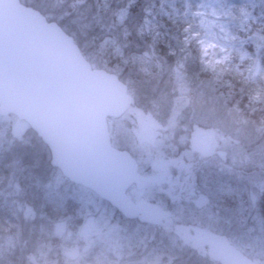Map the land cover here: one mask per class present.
I'll return each instance as SVG.
<instances>
[{"label":"rangeland","instance_id":"374dc122","mask_svg":"<svg viewBox=\"0 0 264 264\" xmlns=\"http://www.w3.org/2000/svg\"><path fill=\"white\" fill-rule=\"evenodd\" d=\"M39 4L47 9L44 15L50 20L63 19L87 56L95 57L87 45L90 40L86 45L80 40L85 36L87 22L81 25L75 18L77 12L68 13L70 6L63 8L54 0H40ZM61 9L64 16L54 11ZM75 23L81 26L74 27ZM211 29L214 33L210 34L212 40L210 36L208 40L214 43L226 31L215 25ZM218 34L220 39L215 37ZM258 40H261L260 50L264 47V38ZM216 43H210L211 51L204 54L209 58L206 65L216 60L223 49L222 39L220 44ZM153 58L151 53L144 57L143 63H138L143 71L158 68ZM257 58L250 71L253 76L260 73L264 76V66L260 57ZM160 67L163 69L166 65L163 63ZM167 70L161 81H158L159 75L148 78L131 70V79L127 82L132 87V105L108 124L112 144L129 151L148 179L144 189L131 188L129 195L136 200L151 199L162 208L170 207L171 219L157 228L138 221L112 220L113 211L105 208L91 191L69 182L50 164L48 148L26 122L13 115H0V159L7 168H12L3 185L4 194L2 189L0 194L16 222L9 233H0V239L4 240L0 254L6 255H0V264H55L56 259L49 260L48 252L56 246L63 253V264H75L94 245L98 248L97 261L91 264H220L209 259L202 246L194 252L197 257L190 259L187 251L191 244H186L174 230L180 224L198 233L228 240L248 260L264 264V221L256 209L258 194L264 190L261 180L264 122H251L236 107L227 104L212 81L194 80L192 85L186 83L178 68L170 66ZM214 153L221 159L228 157L229 163L225 167L220 163L218 169L212 166L207 173L217 170L222 177L228 174L233 181L232 187L227 188L231 202L224 203L215 194L211 195L210 190H216L214 185L209 187L201 181L200 186L192 188L195 180L186 182L188 174H193V166ZM24 165L45 196L52 202L57 201L64 212L67 204L74 203L76 207H71L73 210L66 216L53 213L43 218V209L41 212L33 208L18 184L17 174H22ZM229 165L230 172L226 168ZM185 187L192 190L186 192ZM73 216L79 223L70 222ZM45 223L59 239L57 244L41 241L36 236Z\"/></svg>","mask_w":264,"mask_h":264},{"label":"trees","instance_id":"16d2710c","mask_svg":"<svg viewBox=\"0 0 264 264\" xmlns=\"http://www.w3.org/2000/svg\"><path fill=\"white\" fill-rule=\"evenodd\" d=\"M21 1L25 5L39 10L42 14H44V10H47L40 6V0H32L29 3L25 0ZM54 1L63 8L70 6L67 9L68 13L73 10L77 12L78 15L75 18L82 22L81 25L87 22L85 36H82L80 40L85 45L88 43L87 40H90V44L87 45L95 56L93 59L87 56L85 50L66 28L64 20L56 21L74 38L84 57L94 67L104 68L116 74L120 80L126 83L129 93H131L132 87L127 80L131 79V70H136L140 75L148 78L153 77V74L154 77L159 75L158 81H161L163 76L167 75V69L174 66L184 74L186 83L192 84L194 80L198 83L212 81L216 90L224 96L227 104L236 107L251 122H264V76L261 73L253 76L250 71L258 56L264 66V47L259 50L258 46L261 41L258 39L264 38L263 0ZM54 11L61 16L64 13V9ZM81 25L75 23L74 27ZM213 25L226 29L222 34L223 37L221 36L223 49L217 54L216 60L206 65L209 63V58L204 54L211 51L209 44L216 42L220 44L221 40L218 34L215 37L220 40L215 43L211 41L210 34L214 33V29H211ZM208 36L211 40H208ZM151 53L154 55L153 59L157 60L155 63L158 68L143 71L138 63H143L144 57H148ZM102 62L104 63L102 64ZM159 63L162 65L164 63L166 67L162 69ZM216 156V153L210 154L197 162L193 166V174L192 172L188 174L186 182H190V179L193 178L195 181L192 188L200 186L199 182L201 181H204L209 187L214 185L216 190H210L212 191L211 195L215 194L225 203L232 198L231 192L227 188L232 187L233 181L228 178V174L224 177L218 175L217 170L207 173L212 166L218 169L220 163H223V167L229 163L228 157L221 159ZM2 160L0 159V189L4 194L3 185L12 168H7ZM27 166L24 165L22 174L16 173L19 178L17 181L24 191L25 200L31 203L33 208L39 209L41 212L43 209V218L50 217L53 213H64L66 216L67 212L73 210L71 207H76L74 203L67 204L69 210L64 212L63 207H60L57 201L52 202L51 198L45 196L42 187L40 189L32 179L33 176L27 172ZM226 168L230 172L231 166ZM262 172L264 173V171ZM261 180L264 182V174ZM192 188L185 187L183 190L187 192ZM2 193L0 194V233H9L16 222L15 217L10 214L8 206L4 204L6 201L3 200ZM92 194L99 202H102L105 208L113 211L112 220L120 223L128 222L116 209L102 201L94 193ZM256 203V209L264 221V190L258 194ZM74 221L79 223V220L73 216L70 222L74 223ZM73 223L72 234L76 232ZM36 236L41 241H50L55 244L59 240L52 235L50 227L46 223L43 230ZM3 244L4 240L0 239V250H3ZM97 250V245H94L89 252L83 255L84 259L81 260V257L75 264H91L94 260L97 261ZM165 250L163 248V252ZM13 254L16 255V252ZM62 254L56 246L55 249L48 252V258L50 260L55 258V264H63ZM0 255L6 257L3 252Z\"/></svg>","mask_w":264,"mask_h":264},{"label":"water","instance_id":"95a60500","mask_svg":"<svg viewBox=\"0 0 264 264\" xmlns=\"http://www.w3.org/2000/svg\"><path fill=\"white\" fill-rule=\"evenodd\" d=\"M132 96L117 75L94 68L72 36L20 0H0V115L25 121L47 146L50 164L74 184L107 201L125 218L159 224L169 209L127 189L148 179L127 150L111 143L108 118L120 117ZM182 239L192 235L178 225ZM223 264H250L226 240L198 237ZM256 264V263H253Z\"/></svg>","mask_w":264,"mask_h":264},{"label":"flooded vegetation","instance_id":"af4514ba","mask_svg":"<svg viewBox=\"0 0 264 264\" xmlns=\"http://www.w3.org/2000/svg\"><path fill=\"white\" fill-rule=\"evenodd\" d=\"M136 200V199H135ZM137 201V200H136ZM163 208H166V209H169V210H171L170 209V207H163ZM171 215L170 216H167V217H165L164 219H163V221L161 222V224H163V222H165V221H168L169 219H171ZM161 224H158V225H150V226H152V227H160V225ZM182 226H184L185 228H188L189 229V231H190V233H191V235H192V237L188 240V241H184L186 244H191V247H189L188 248V253L189 254H187V255H189V256H191V258L190 259H194L195 257H197V256H195L194 255V252H197V250L199 249V247L200 246H202V247H204V249L206 250V254H207V257H208V246L206 245V244H204V243H202V242H200V241H197L196 240V238H200V237H205V236H207V237H209L210 239H214V237H212L211 235H209V234H201V233H198V232H196V231H194V230H192V228H189L188 226H186V225H183V224H181ZM178 226V225H177ZM174 230H175V232L177 233V234H181V230H176V228H174ZM209 258V257H208ZM210 259V258H209ZM50 260V259H49ZM250 261V264H252L255 260H249Z\"/></svg>","mask_w":264,"mask_h":264}]
</instances>
